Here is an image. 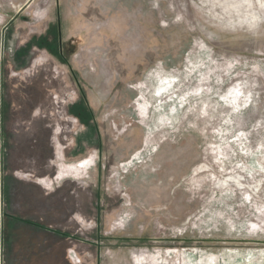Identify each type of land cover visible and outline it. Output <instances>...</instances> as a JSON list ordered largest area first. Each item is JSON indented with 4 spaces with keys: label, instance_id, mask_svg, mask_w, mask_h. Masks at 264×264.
<instances>
[{
    "label": "rangeland",
    "instance_id": "rangeland-1",
    "mask_svg": "<svg viewBox=\"0 0 264 264\" xmlns=\"http://www.w3.org/2000/svg\"><path fill=\"white\" fill-rule=\"evenodd\" d=\"M0 100V264H264V0H0Z\"/></svg>",
    "mask_w": 264,
    "mask_h": 264
},
{
    "label": "crops",
    "instance_id": "crops-1",
    "mask_svg": "<svg viewBox=\"0 0 264 264\" xmlns=\"http://www.w3.org/2000/svg\"><path fill=\"white\" fill-rule=\"evenodd\" d=\"M2 106H1V100H0V108H1ZM3 108H4V105H3ZM0 114H1V111H0Z\"/></svg>",
    "mask_w": 264,
    "mask_h": 264
},
{
    "label": "bare ground",
    "instance_id": "bare-ground-1",
    "mask_svg": "<svg viewBox=\"0 0 264 264\" xmlns=\"http://www.w3.org/2000/svg\"><path fill=\"white\" fill-rule=\"evenodd\" d=\"M213 2V1H212ZM179 6V5H178ZM181 7V6H180ZM208 16V15H207ZM200 23V22H199ZM193 193V192H192ZM196 195V194H195ZM195 198V197H194ZM174 204V203H173Z\"/></svg>",
    "mask_w": 264,
    "mask_h": 264
},
{
    "label": "built area",
    "instance_id": "built-area-1",
    "mask_svg": "<svg viewBox=\"0 0 264 264\" xmlns=\"http://www.w3.org/2000/svg\"><path fill=\"white\" fill-rule=\"evenodd\" d=\"M71 253H73L72 251H70ZM73 255V254H72ZM74 256V255H73Z\"/></svg>",
    "mask_w": 264,
    "mask_h": 264
},
{
    "label": "water",
    "instance_id": "water-1",
    "mask_svg": "<svg viewBox=\"0 0 264 264\" xmlns=\"http://www.w3.org/2000/svg\"><path fill=\"white\" fill-rule=\"evenodd\" d=\"M31 3V2H30Z\"/></svg>",
    "mask_w": 264,
    "mask_h": 264
}]
</instances>
